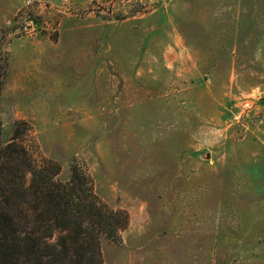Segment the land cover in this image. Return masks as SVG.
Here are the masks:
<instances>
[{"label": "rangeland", "instance_id": "1", "mask_svg": "<svg viewBox=\"0 0 264 264\" xmlns=\"http://www.w3.org/2000/svg\"><path fill=\"white\" fill-rule=\"evenodd\" d=\"M130 216L104 264H264V0H0V132Z\"/></svg>", "mask_w": 264, "mask_h": 264}, {"label": "trees", "instance_id": "2", "mask_svg": "<svg viewBox=\"0 0 264 264\" xmlns=\"http://www.w3.org/2000/svg\"><path fill=\"white\" fill-rule=\"evenodd\" d=\"M27 128L18 123L6 145L0 132V264H104L101 241L119 242L128 212L106 204L78 167L59 181L60 165L22 141Z\"/></svg>", "mask_w": 264, "mask_h": 264}]
</instances>
